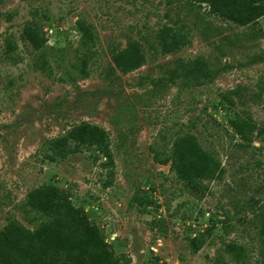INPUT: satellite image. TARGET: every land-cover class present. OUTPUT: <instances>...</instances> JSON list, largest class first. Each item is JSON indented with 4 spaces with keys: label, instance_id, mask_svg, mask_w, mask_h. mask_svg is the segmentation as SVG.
<instances>
[{
    "label": "rangeland",
    "instance_id": "1",
    "mask_svg": "<svg viewBox=\"0 0 264 264\" xmlns=\"http://www.w3.org/2000/svg\"><path fill=\"white\" fill-rule=\"evenodd\" d=\"M131 39L144 61L123 74L112 55ZM234 118L255 125L249 140ZM83 123L109 155L55 156L48 141ZM185 131L221 178L188 184L159 161ZM43 185L65 191L116 264H264V16L241 26L185 0H0V230L39 224L26 194Z\"/></svg>",
    "mask_w": 264,
    "mask_h": 264
},
{
    "label": "trees",
    "instance_id": "2",
    "mask_svg": "<svg viewBox=\"0 0 264 264\" xmlns=\"http://www.w3.org/2000/svg\"><path fill=\"white\" fill-rule=\"evenodd\" d=\"M185 2L198 9L206 4L209 13L241 26L254 24L264 16V0ZM22 38L35 49L44 43L33 22L24 26ZM161 43L168 53L175 52L179 44L176 35L169 39L163 36ZM112 60L120 72L126 74L140 67L144 56L139 43L131 39L124 48L113 53ZM227 101L231 103L229 98ZM230 123L242 139L249 140L247 135L255 128L252 122L246 118H234ZM86 130L91 133L85 134ZM69 139L75 140V144H68ZM100 141L97 128L83 123L48 142L52 144L55 156L60 158L79 152V145H97L98 151L107 157V146ZM159 161H170L177 177L188 184L196 185L203 179H219L222 176L220 162L204 150L189 131L178 134L172 142L169 157ZM26 204L40 222L35 228H28L15 218L8 219L0 230V264H116L114 253L98 228L89 226L83 211L71 203L64 190L51 185L34 187L26 194ZM260 215V254L264 256V210Z\"/></svg>",
    "mask_w": 264,
    "mask_h": 264
}]
</instances>
